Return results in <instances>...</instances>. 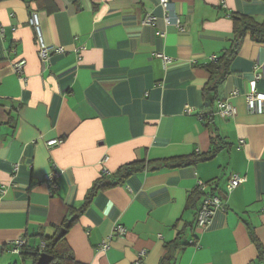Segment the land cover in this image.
<instances>
[{"label":"crops","instance_id":"1","mask_svg":"<svg viewBox=\"0 0 264 264\" xmlns=\"http://www.w3.org/2000/svg\"><path fill=\"white\" fill-rule=\"evenodd\" d=\"M171 7L183 30L165 23L158 0L0 1V261L20 255L11 251L19 238L21 250L41 253L43 237L101 180L112 184L65 233L74 259L159 264L165 244L196 218L186 202L201 181L215 186L223 206L175 264H264V112L245 102L248 92L264 94V43L244 37L211 122L202 98L210 77L202 65L229 48L230 14L261 21L264 0H171ZM32 12L42 42L65 49L46 66ZM146 14L153 24H142ZM19 59L21 76L12 68ZM220 101L235 115L221 117ZM53 138L62 142L47 147ZM216 147L208 160L171 167ZM135 162L145 169L121 180L119 168ZM232 175L244 181L228 192Z\"/></svg>","mask_w":264,"mask_h":264},{"label":"trees","instance_id":"2","mask_svg":"<svg viewBox=\"0 0 264 264\" xmlns=\"http://www.w3.org/2000/svg\"><path fill=\"white\" fill-rule=\"evenodd\" d=\"M1 1V0H0ZM28 3L30 0H25ZM232 19V39L229 48L223 50L214 58L210 59L207 63L203 64L202 67L209 73V80L202 90V98L207 108L206 112L203 114V118L208 122L213 120L214 110H212L213 103L217 100L218 90L225 79V77L230 73V63L241 46V43L246 35H249L254 41L258 43H264V19L257 21L254 18L241 14H230ZM221 140L219 137H217ZM214 139V138H213ZM212 139V141H213ZM220 148L216 147L212 151L201 154L192 155L188 157H180L172 159L175 164L171 167H180L185 165L194 164L198 161H205L211 158ZM161 166V164H159ZM158 165L154 167V170H158ZM145 169V164L142 162H135L122 166L118 170L119 178L122 180L132 173L138 172ZM112 183L105 181H96L87 196L85 201L80 208H70L68 209L63 221L59 226H56V231L51 236H44L43 240L45 245L41 253H46L52 257V259L46 264H81L77 262L68 247L64 236L68 228L76 221L78 215L84 207L89 203L92 195L100 188L111 185ZM205 191H200L196 185L195 189L191 195L187 198L186 207L194 208L195 217L197 215L199 205L201 203L202 197L206 194L215 195V186L209 183ZM196 218L192 223H188L182 230L178 232L176 238L171 242L165 244V252L160 260L159 264H175L177 259V254L180 249L184 246L195 243L196 238ZM38 249H27L22 248L20 256L23 261H27V264H36V261L41 254ZM9 264H16L9 263Z\"/></svg>","mask_w":264,"mask_h":264},{"label":"built area","instance_id":"3","mask_svg":"<svg viewBox=\"0 0 264 264\" xmlns=\"http://www.w3.org/2000/svg\"><path fill=\"white\" fill-rule=\"evenodd\" d=\"M158 3L165 12V16H164L165 23L166 24L173 23L177 27L178 30H183V27L180 24L178 18L173 16L171 0H158ZM154 20H155L154 15L146 14L144 18L142 19V24H153ZM30 23L35 28L36 40L38 43V49H37L38 58L42 66H46L52 54L63 53L65 52V49L62 46H48L42 42L40 38V33H39L38 19L34 12H32L31 14ZM24 65H25L24 59H19L13 62L12 63L13 71L18 76H21ZM245 102H246V105L249 111L258 112V113L264 112V94L255 92V91L248 92L245 94ZM218 113L223 118L232 117L235 115L236 109L229 101H220L218 103ZM61 142H62L61 138H53L51 140H48L46 142V145L47 147H52V146L60 144ZM107 160H108V156L104 155L100 159L99 163L103 165L105 162H107ZM100 174L102 176H105V175H109L110 172L105 166H102ZM56 176H57V172H51L50 174L46 176L48 179L52 181L51 184L53 188L56 187V183H55ZM243 181H244V178L232 175L228 179V182L226 184L227 191L230 192L233 188L238 186ZM197 186L200 191H205L207 188V184L201 181L197 183ZM222 206H223L222 202L217 195H214V196L209 195V194L204 195L202 197V200H201V203L199 205V209L196 215V227L199 230L205 228L207 224L209 223L214 212L217 209L222 208ZM263 211H264V207H263ZM115 230L119 234H123L125 231L124 227L121 225H116ZM189 242L190 244H192V240H190ZM23 245H24V240L19 238L13 243L11 251L13 253H19ZM102 247L107 248L108 243L104 242Z\"/></svg>","mask_w":264,"mask_h":264},{"label":"rangeland","instance_id":"4","mask_svg":"<svg viewBox=\"0 0 264 264\" xmlns=\"http://www.w3.org/2000/svg\"><path fill=\"white\" fill-rule=\"evenodd\" d=\"M9 254V261L7 260L6 262H2L0 261V264H9V263H14L16 262V264H27V261H23L21 256L19 254Z\"/></svg>","mask_w":264,"mask_h":264},{"label":"water","instance_id":"5","mask_svg":"<svg viewBox=\"0 0 264 264\" xmlns=\"http://www.w3.org/2000/svg\"><path fill=\"white\" fill-rule=\"evenodd\" d=\"M52 257L46 253H41L36 261V264H46L48 263Z\"/></svg>","mask_w":264,"mask_h":264}]
</instances>
